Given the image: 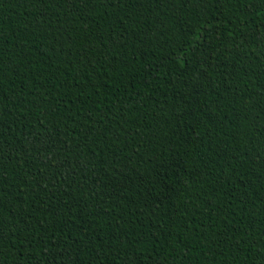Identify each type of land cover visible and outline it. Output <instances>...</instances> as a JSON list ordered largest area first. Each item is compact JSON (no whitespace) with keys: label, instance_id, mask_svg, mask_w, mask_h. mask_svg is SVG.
I'll return each instance as SVG.
<instances>
[{"label":"trees","instance_id":"16d2710c","mask_svg":"<svg viewBox=\"0 0 264 264\" xmlns=\"http://www.w3.org/2000/svg\"><path fill=\"white\" fill-rule=\"evenodd\" d=\"M0 264H264V0H0Z\"/></svg>","mask_w":264,"mask_h":264}]
</instances>
